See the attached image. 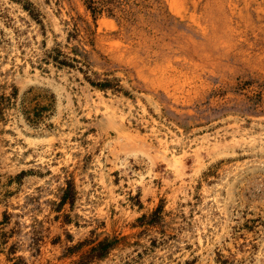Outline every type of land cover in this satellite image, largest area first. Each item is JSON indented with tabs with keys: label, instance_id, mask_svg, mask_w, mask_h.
<instances>
[{
	"label": "rangeland",
	"instance_id": "rangeland-1",
	"mask_svg": "<svg viewBox=\"0 0 264 264\" xmlns=\"http://www.w3.org/2000/svg\"><path fill=\"white\" fill-rule=\"evenodd\" d=\"M0 264H264V0H0Z\"/></svg>",
	"mask_w": 264,
	"mask_h": 264
}]
</instances>
